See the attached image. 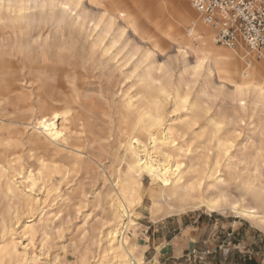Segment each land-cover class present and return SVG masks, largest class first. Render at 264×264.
<instances>
[{
	"label": "bare ground",
	"instance_id": "obj_1",
	"mask_svg": "<svg viewBox=\"0 0 264 264\" xmlns=\"http://www.w3.org/2000/svg\"><path fill=\"white\" fill-rule=\"evenodd\" d=\"M177 1L184 11L172 15L165 0H133L149 24L120 11L117 0H0V104H10L22 126L5 138L0 125V264H38L42 253L29 249L39 236L41 249L47 245L59 200L109 212L88 264H144L136 219L145 196L152 220L195 202L264 223V208L247 201L251 195L264 205V187L256 184L264 157V69L245 60L242 45L215 46L214 30ZM158 32L178 43V76L156 65ZM94 83L101 98L112 95L104 103L110 112L102 113L115 122L107 132L98 129L88 93ZM245 118L257 139L239 146L241 132L230 126ZM80 172L90 175L91 190L69 178ZM230 180L239 197L228 191ZM62 181L74 182L70 191L61 192Z\"/></svg>",
	"mask_w": 264,
	"mask_h": 264
},
{
	"label": "rangeland",
	"instance_id": "obj_2",
	"mask_svg": "<svg viewBox=\"0 0 264 264\" xmlns=\"http://www.w3.org/2000/svg\"><path fill=\"white\" fill-rule=\"evenodd\" d=\"M110 1L112 0H109L106 3ZM184 1L194 10L195 14H199L192 6L190 0ZM165 2L167 11L171 12L172 15L184 11L183 5L177 0H165ZM117 3L120 11H123L128 15L142 16V18L145 19V22L150 24V21L142 12L140 5H136L133 0H117ZM149 28L153 34L157 31L153 25H150ZM5 30L10 31L11 28H5ZM185 31H187V29H185ZM3 32L4 30L0 29V34ZM158 33L160 36L159 45L155 48L156 51L154 54L156 59L155 61L157 62L156 65H163L164 67L167 66L168 70L173 72V75L175 74L174 76H178V73L182 68L181 64L183 59L179 46L177 45L178 43L171 36L165 35L161 32ZM214 44L222 49L235 48L216 44L215 42ZM182 50L183 49H181V51ZM245 55V60L252 58L254 62L259 64L264 69V62L262 60H258L253 55H249L248 53H245ZM186 58L192 62V64L195 61V58L190 51L187 53ZM129 67L130 65L123 67V69L128 70ZM119 73L120 72L117 71V74ZM91 80L93 82H97L98 78L92 77ZM214 80L218 82L216 76L214 77ZM88 90V93L92 97V101L97 106L96 116H98V129H105L107 132L108 128H113L115 126V122L111 124L108 118L103 116L102 113L104 111L107 113L110 112L108 107H106L107 105H104V103H107L108 100L109 102L112 101V95L108 94L105 100L101 98L98 93L96 83L91 85ZM225 107L231 108V105L226 102ZM262 107H264L262 103L258 105V114H261L260 108ZM0 116L4 118L3 122L0 120V125L3 127L1 130V135L3 137L8 138L9 129H19L22 127L20 124L13 122L18 118L16 112L10 104H0ZM108 122L109 125L111 124L110 126L108 125ZM246 122H248L247 118H245V121L241 124L234 123L230 126V128L241 132L238 133L237 138L239 146L246 143L247 145L249 144L248 136L257 139V136L250 131V129H248L247 124H245ZM106 161L109 162L108 159ZM258 164L259 172L257 173L256 184L259 187H264V157H262L261 160L260 158L258 159ZM71 176L76 179L75 183L81 181L85 184V189H92L90 175L80 172L70 173L69 178H72ZM57 179H60L59 175H57ZM72 184L74 185V182L71 183V185ZM144 184L147 187L152 184L151 178L147 175L144 177ZM71 185H67L66 181L60 182L59 186L61 192L63 193L66 190L70 191ZM226 187L234 197L240 196V188L233 180H230L229 185H226ZM37 193H39L40 197H43L44 195L41 193L40 187H37ZM50 194L51 198H54L57 193L53 190ZM247 201L258 210H262L264 208V205L254 199L251 195L247 197ZM150 202L149 196H145L144 205L138 209L141 216L136 219L140 224L139 242L144 249V264H162L156 254L162 253L169 248L166 244L164 246L157 247L156 251L153 248H148L149 235L154 232L156 237L164 243L163 234H161V228L164 225H166L164 230L171 229L172 231L173 228L180 225L179 223L181 221L184 222V224H192L195 220H197L196 225L199 224L200 228H204L202 229L203 232L201 233L200 240H197L195 246L185 253L186 255L179 258L171 257L168 260H164L163 264H264L263 222H259L257 220L251 221L250 219L244 218L230 209L210 212L205 208H196L197 204L195 202H191L192 207L186 208L183 212H176L171 216H165L152 220L149 211ZM76 203L78 202L76 201ZM76 203L75 201L66 203V201L63 202L59 200L58 205H62V212L53 220L54 222L52 226L54 229L50 231V235L46 240L47 245L44 249H41V236H39L35 244L29 249L39 255L42 253L38 264H88V262L92 260V256L97 254L96 246L92 244V240H94L93 237L97 235L102 220L109 215V212L104 211V209L99 206L88 204L87 202L81 205ZM173 204L177 207L180 205L178 201H174ZM58 205H56L54 209H50L55 211V209L58 208ZM86 213H91L88 219L86 218ZM202 224H205L204 227ZM87 227L89 230L86 232L84 231V228ZM156 229H160V231L158 232ZM21 241L27 243L23 238H21ZM157 242V244L161 243L158 239ZM145 250L147 251L145 252ZM86 255L88 258L85 257Z\"/></svg>",
	"mask_w": 264,
	"mask_h": 264
},
{
	"label": "built area",
	"instance_id": "obj_3",
	"mask_svg": "<svg viewBox=\"0 0 264 264\" xmlns=\"http://www.w3.org/2000/svg\"><path fill=\"white\" fill-rule=\"evenodd\" d=\"M217 44L246 47L264 62V0H190Z\"/></svg>",
	"mask_w": 264,
	"mask_h": 264
},
{
	"label": "crops",
	"instance_id": "obj_4",
	"mask_svg": "<svg viewBox=\"0 0 264 264\" xmlns=\"http://www.w3.org/2000/svg\"><path fill=\"white\" fill-rule=\"evenodd\" d=\"M179 224L180 225H178V227L176 228H173L172 231L171 229L164 230L166 225L161 228V234H163L164 243H162L161 240L156 237V234L154 232L149 235L148 248H153L156 251V248L159 246L161 247L165 244L166 246H169L167 250L163 251L162 253L156 254L158 255L160 263L162 264L164 260H168L171 257L179 258L183 255H186L185 253L195 246L197 240H200L201 233L203 232L202 229L204 228H200L199 224L196 225L197 220L193 221L192 224H184V222L182 221ZM204 225L205 224H202L203 227ZM157 230L158 232L160 231V229H156V231ZM157 239L159 240V242H161L160 244H157ZM146 251L147 250H145V252Z\"/></svg>",
	"mask_w": 264,
	"mask_h": 264
}]
</instances>
